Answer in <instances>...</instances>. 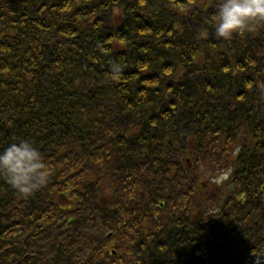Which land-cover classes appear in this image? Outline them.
<instances>
[{
    "label": "trees",
    "instance_id": "1",
    "mask_svg": "<svg viewBox=\"0 0 264 264\" xmlns=\"http://www.w3.org/2000/svg\"><path fill=\"white\" fill-rule=\"evenodd\" d=\"M220 2L0 0V149L52 173L28 197L0 176V264L264 252V21L217 38Z\"/></svg>",
    "mask_w": 264,
    "mask_h": 264
},
{
    "label": "clouds",
    "instance_id": "2",
    "mask_svg": "<svg viewBox=\"0 0 264 264\" xmlns=\"http://www.w3.org/2000/svg\"><path fill=\"white\" fill-rule=\"evenodd\" d=\"M211 19L215 36L227 39L264 21V0H221ZM201 36L207 37V32ZM109 69L114 78L122 71L115 62ZM51 174L43 154L28 140H15L0 149V176L24 197L47 185Z\"/></svg>",
    "mask_w": 264,
    "mask_h": 264
},
{
    "label": "flooded vegetation",
    "instance_id": "3",
    "mask_svg": "<svg viewBox=\"0 0 264 264\" xmlns=\"http://www.w3.org/2000/svg\"><path fill=\"white\" fill-rule=\"evenodd\" d=\"M263 262H264V257L261 258V259H259V260H257V261L255 262V264H257V263L264 264Z\"/></svg>",
    "mask_w": 264,
    "mask_h": 264
},
{
    "label": "rangeland",
    "instance_id": "4",
    "mask_svg": "<svg viewBox=\"0 0 264 264\" xmlns=\"http://www.w3.org/2000/svg\"><path fill=\"white\" fill-rule=\"evenodd\" d=\"M219 182H221V181L219 180ZM212 193H216L215 189L212 190ZM258 258H260V257H258ZM258 258H256V259H258ZM257 264H260V263H257Z\"/></svg>",
    "mask_w": 264,
    "mask_h": 264
}]
</instances>
